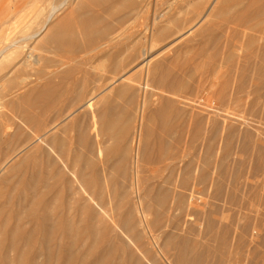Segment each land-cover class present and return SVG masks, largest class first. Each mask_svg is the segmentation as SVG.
Returning <instances> with one entry per match:
<instances>
[{
    "label": "bare ground",
    "instance_id": "bare-ground-1",
    "mask_svg": "<svg viewBox=\"0 0 264 264\" xmlns=\"http://www.w3.org/2000/svg\"><path fill=\"white\" fill-rule=\"evenodd\" d=\"M221 2L222 3L223 2H238L241 5L242 3H240V2H249V3H251V2H264V0H51L50 2H48V5L46 3V5L48 7L46 6V8L41 7V9H38V8L36 10L34 9L33 16L28 18V20L25 22V24L22 25V27L20 28L18 33H16L18 35H16V36L14 35L10 40L5 42L4 45L0 46V141L10 140L11 143L13 142V144H15L16 142H19L22 139L21 137H19V140H18V136H22L23 133H24V135L26 134V136H25L26 138H24V139H22V141H20V142H22L23 145L22 144L20 145V143H18L20 145V146H18V144L16 143L17 144L16 146L11 147V151H12L11 154L8 155L7 157H5L3 161L1 160L2 162H0V184L4 181L8 180L9 178L13 177L14 175H16L17 171L18 172L21 171L24 168V166L27 165V163L29 162L31 157H33V158L39 157L38 158L39 161H37L36 163L34 162L35 163L34 169L32 171V175H31L33 182L27 183V184L25 183V185H27V187L23 184L22 186L26 187V188L23 187L24 189L21 190V192L24 193V195L22 197V194L20 195V192H19L18 195L20 197L17 196L21 199V202L19 203V205L22 208L25 207V209L23 210L24 213L27 214V212H28L27 217L29 218V220H28V222L25 221L26 223H32L33 222L31 220L30 216H32L34 213H36L37 209L42 210V213L40 212L41 213L40 216L38 218H35L36 219V221H34L35 224L32 223L33 224L32 226L35 225L34 228L33 227H32V229L29 228L30 227V225H29L27 228H29L31 230L28 231L26 229V226L24 225L25 226V228H23L24 231H21L23 233L28 232L27 234L25 233L27 235V238L25 237L26 239H24L22 236V238L27 243H29V241H31V239L34 236L33 234L41 235L40 237H39V235L37 236V238L39 237V240L36 241L38 243V246H36V248H37L36 252H34L32 250V247H31V250L35 254V257L32 256V257H34V259L31 258L33 261L31 264H37L38 260L40 261L39 258H41V256H44V255H46V257L49 258L48 262H47L46 261L47 258L45 257V261L47 263H49V261H51V258L53 257L52 255H54L53 254L54 250L58 248L57 246H63V244L65 245L63 248L65 250L64 252L68 254V257L66 254H64V252H62L63 250L60 251L61 254L63 253V255H66L65 256L66 259L67 258L69 259L71 257V260L73 262H75V264H123L122 257H123V255H125V253H126L125 256H127L129 258L130 262L132 261L131 264H155L156 263L155 262L156 260L154 261V259H157V252L158 251L154 252V254L151 253L152 247L149 248L147 246L149 244V241L145 240L146 238L149 237V236H147V233L151 229L153 230V228L150 227L151 223L153 225H155V227H156V225L158 226V224H155V223H157L158 221L160 222V219L162 218L161 217L162 214L163 213L165 214V212L166 213L170 212L169 209H171V207L169 208L168 206H170L172 201L168 205L169 202L167 201V198L168 199L170 198L169 196L172 194V192L174 193V191H175V193H177L176 189L178 190V188H179L180 190H178V191H180V193L178 192L179 194H175V195L173 194L175 196V198H176V195L179 197V195L181 193L184 195L185 194L184 190L188 188L187 185H188L189 181L194 180L195 182H199L200 180H202V178H204L206 173H205L203 167L207 164H205V165H203V164H204V162L207 163L208 158L206 157L207 160H205V161L203 160L204 159L203 158L202 159L203 161H202L200 159V157H199L200 160L195 157L196 159L193 158L191 162L186 160V162L184 164H182L181 162L184 161L185 160L184 158L187 156L186 152L184 154L181 153L182 154L181 159L179 157H176L175 156L176 151L174 150V148L176 146L174 144L175 147L174 148L171 147L169 144L170 142L168 143L169 146L167 143H164V145L163 144L159 145L160 148H156L159 150H155V147L151 143V142H153V141H151L152 139H148V135L146 134V133L150 132V130L153 132V129H150V130L146 129L149 127V125L151 126V123H150L148 125V127H146L147 126L146 125L147 124V118H148L146 113L151 112L152 114L153 113L154 114H159V113L161 114V112L164 113L162 111L164 109V111L167 110L165 112L166 114L170 113V115L173 114L174 116L180 115V117L178 118L179 120H180L182 115L183 116L188 115L190 117V119L192 118L194 121H195V119L199 118V119H197V122H198V120H200V117H198V116H200L201 110H203V109H201L199 107V105L198 106L195 105L196 104L195 102H197V99H195V97H196L195 95L197 94V91L199 92V90L196 87H194L197 89V90L195 89L196 92L194 93V91H195L194 89H192V91L194 90L193 92H189L190 90L188 89L187 86H190L189 83H190L191 79L189 78L190 80H187V81H189V83H188L189 85L186 82H184L181 78L179 79L178 75L176 73L175 74L177 76L174 75L171 68H169L168 65H170V64L168 62H171L173 59H175L174 58V55L176 57L175 52L177 53V51H179L181 48H184L186 45L188 46L189 42L192 43V41H194V40L199 42V41H201L199 39L202 38V40H203V38L205 39V37H208L209 40H213L215 42V38H216V36H218L216 34H218V33L215 34V31H214L215 29H212V27L216 28V26L209 25L207 21H209V18H208L209 15H212V17H213L214 12L215 13L217 12L218 7H219V10H221L220 6H219ZM21 3H22V5L24 4L23 2H21ZM87 4L93 5L92 8L93 7L99 8V10H101V11H97V9L95 10V8L93 10L88 9ZM239 4H238V6H239ZM244 4H247V3H244ZM256 4H258V3H256ZM256 4L254 3V6ZM233 5H236V4L234 3ZM251 5H253V4H251ZM17 6H19V5H16L15 8ZM261 6H263L262 9H264V4H262ZM241 7H242V5H241ZM250 7H253V6H250ZM250 7H249V10L251 11ZM15 8H14L13 12H16L15 10H17V8L16 9ZM255 8H257V7H255ZM246 9L248 10L247 7H246ZM262 9H261V11H263ZM150 10H151V12H150ZM247 10H245V11H247ZM257 10L255 12H257ZM9 12H12V10ZM220 12H224L223 17H224V15H227L229 13V15L227 17H225L226 20L228 21L227 18L230 16V13H231L230 9H229V12L227 10V13H225L226 10H222ZM77 13L79 15V18H78L79 20L77 19V21H76L75 18L78 17ZM73 14H76L77 17H75V15H74L75 18H73L72 17ZM255 14L256 13H254V15ZM262 14H264V11L262 12ZM10 15H12V13ZM217 15H219V13ZM246 15H247V13H246ZM257 15L255 17H257ZM233 16H235V15L233 14ZM236 16L238 17V14ZM251 16L253 17V15H251ZM230 17H232V16H230ZM72 18L75 19L74 20L75 22L72 21L73 20ZM140 18L142 20L138 21V20H140ZM234 18H236V17H234ZM212 20H214V19H212ZM217 20H219V19H217ZM248 20H249V17H248ZM256 20H258V19H256ZM228 23H229V21H228ZM253 23H254V21H253ZM117 25H119V26H117ZM246 27L247 26H245V28ZM262 27L263 26H261V28ZM221 31H222V29H221ZM206 34L209 36H207ZM249 39H250V37H249ZM205 40L207 41V38ZM250 40H249V43H250ZM213 41H211V43H212L211 46L215 45L214 46V48H215L218 43H216L217 41L215 43ZM218 41H219V37H218ZM223 41H224V39H223ZM227 41H226V44H227ZM231 41H233V40H231ZM197 42H194V43L197 44ZM251 43H252V41H251ZM158 44H160L161 46L159 47ZM199 44H200V42H199ZM241 44L242 43H240V45ZM227 45H224V43H223V47L224 46L227 47ZM237 45L239 46V44H237ZM156 46H158L159 48L154 49ZM193 46H195V45H193ZM219 47L221 48V44ZM257 47H259V46L257 45ZM64 49L66 50L67 54H70L72 56L74 54L76 55V53H78V52L79 53L81 52L80 54H83V52H84V54L85 53L86 54L87 53H89V54L93 53V54H91V56H93L94 54H95V56H98L96 54H99V53L103 55L102 56L103 61L99 65H97V64L94 65L92 63V60L89 58V54L87 55L90 62L92 63L91 64L92 66L89 64L91 66L90 68H92V70L97 69V70H99V72H97L96 70L92 71L95 73H94V75H91L90 80H88V82L91 81V83H92V85H90V87H88L89 83H86V81L84 79V81L81 82L82 84H84V86L82 88L79 87L81 89L78 90V88H77V89H73L71 91V89L69 88L70 90L69 89L68 90L71 92L69 93V91H68V96H67V98L69 97L68 99L65 98L66 97L65 96V94H66L65 90L66 89H63L64 87H67L68 85L63 87V85H64V84H62L63 81H59V80L57 81L56 78H62V77H65L67 75L70 77V74L74 68V67L72 68L71 66L74 62L77 64V61L79 60V58L78 59L76 58L77 55L76 56L74 55L75 57L69 58V60L66 59L65 57H59V59L56 58L55 60L50 57L51 54L56 55L59 53V51H62ZM238 49L239 48H237V50ZM211 50H213V49H211ZM188 51H190V50H188ZM229 52H230V50H229ZM231 52L232 53H230V56H228V57L225 54V57H227L226 59L221 58L222 63L232 61L231 58L234 55H231V54H233V53L236 54V53L233 52V50ZM197 53H199V52H196L195 54H197ZM252 53H254V52L252 51ZM214 54H212V55H214ZM188 55H189V53H188ZM245 55L247 56V53H245ZM80 56H82V55H79V57ZM95 56H93V57L95 58ZM241 56H239V57H241ZM82 57H84V59L86 58V56H82ZM82 57H80V60L83 59ZM192 57H194V56H192ZM243 57H244V55H243ZM109 58H111V61L109 62L110 64L105 65L104 62H106L107 60L109 61ZM213 58H215V57L213 56ZM213 58L211 60H213ZM202 59H204V58H202ZM246 59H248V57L243 59V63L245 62L244 60H246ZM250 59H252V58H250ZM80 60L78 61V65H79ZM241 60H242V58H241ZM82 62H83V60H82ZM84 62L87 63L88 61L84 60ZM215 62H217V61H215ZM246 62L247 63H244V65L250 64L249 60H246ZM261 62H263V61H260V63ZM181 63H182L181 65H183V62H181ZM253 63H254V61H253ZM17 64L21 65V67L23 69H26V71L32 70L30 68L33 65L39 64V66H40L42 64L44 70H46V71H44L43 68H41V70H43V71L39 70L40 73L39 72L36 73V76H35V74H33L34 75L33 78H30V80H28L27 82L25 81V78H28V77L24 78L22 76V78L19 79L18 75L20 76L23 74H17L16 75L17 78L19 80H21L22 84L25 81V84L21 85L20 87L15 88L16 84L18 83V80H16L17 81L16 84L15 83L13 84L12 77L14 75L13 74L14 69H16L18 67ZM80 64H81V62H80ZM82 64H81L82 67L81 66L80 67L84 69L83 65H85V64H83V65ZM171 65L175 67L176 63L174 65L173 64H171ZM177 65H176V67H177ZM226 66H225V69H226ZM78 67L79 66H77V68ZM86 67L88 68V66H85V68ZM202 67H204V66H202ZM261 67H262V65H261ZM261 67H259V69ZM27 68H29V69H27ZM35 68H36V66H35ZM180 68H181V66H180ZM218 68H220V67H218ZM229 68H230V66H229ZM250 68H252V67H250ZM19 69H18V71H19ZM80 70L81 69L79 68L78 72ZM86 70H88V69H85V71ZM196 70H197V68H196ZM176 71H177V68H176ZM254 71H256V70H254ZM15 72H17V71H15ZM75 72H73V74H75ZM241 72H242V70H241ZM246 72L247 71H245V73ZM81 73H82V71H81ZM29 74L27 75V73H26L25 76H29ZM255 74L257 75V73H255ZM217 76L218 75H216V79H217ZM31 77H32V72H31ZM230 77H232V75ZM71 78H74V77H71ZM80 80H82V78ZM262 81H263V79H262ZM71 82L72 81H70V83ZM238 82H239V80H238ZM260 82H261V80H260ZM263 83H264V81H263ZM72 84L74 85L75 83H72ZM186 84H187V86H186ZM231 84H233V83H231ZM255 85H253V86H255ZM69 86L71 87V85H69ZM223 87H224V85H223ZM226 87H227V85H226ZM213 88H215V86ZM186 89H188V90L186 91ZM69 94H70V96H69ZM116 94H118V96L119 95L124 96L125 97V103H126V104H123V105H125L124 109H122L123 112H121L122 114H120L118 117L116 115L117 114L116 111L119 110L121 104L119 107H117V105L114 104L115 102L113 103V101H116V100H113L114 99L113 97H115ZM225 94H224V96H225ZM216 95H217V93H216ZM63 96H65L64 101L67 99L66 100L67 103H65L66 105H64L63 104L64 102H62V105L58 107V105L60 104V101L63 99L62 98ZM197 96L199 97L198 94H197ZM244 96H245V94H244ZM124 97H122L123 100H124ZM198 97H196V98H198ZM218 97H215V98H218ZM235 100H238V98ZM57 101L59 102V104L55 108L56 103H58ZM214 101H216V100H214ZM116 104H117V102H116ZM212 104H214V103H212ZM52 105L54 106L55 112L53 111V109L51 110V107H53ZM37 106L38 107L40 106L39 109L41 110V111L40 110H38V111L42 112V115H41V113H39V116L41 115L40 117H42V118L40 119V117L38 116L40 121L38 119H36L37 114L36 113L33 114V112L35 110L34 108L36 107V110H37ZM129 107H131V108H129ZM165 107H166V109H165ZM222 107H223V105H222ZM226 107H227V105H226ZM128 108L131 109L132 112ZM6 109H7L6 112H10L9 114H7L5 112ZM32 109H34V110H32ZM229 109H230V107H229ZM52 111L54 112L53 115H51ZM168 111H170V112H168ZM222 111L224 112V110H222ZM246 112H247V110H246ZM118 113H120V111ZM165 113H164V115H165ZM170 115H168V116H170ZM171 116H170V118H171ZM183 116H182V118H183ZM201 116L203 118L205 115H201ZM214 116H216V115L214 114ZM239 116H241V115H239ZM150 117L148 118V120L150 119ZM89 118H91L93 121L92 122L89 121V124H88V122H86V120ZM202 118H201L202 121L200 120L201 123L203 122V120H205V118L204 119H202ZM185 119H186V116H185ZM192 119H191V123H193ZM250 119H252V118H250ZM256 119H257V117H256ZM228 120H230V119H228ZM244 120H245V118H244ZM164 121H166V119ZM176 121H178V120H176ZM167 122H168V120H167ZM169 123H168V125H169ZM171 123H172V121H171ZM178 123H180V122L178 121ZM95 124H97V125H95ZM165 124L167 126L166 122H165ZM194 124H197V123L194 122ZM199 124L200 123H198V125ZM188 126L186 128H188ZM169 127H171V125H169ZM182 127H184V126H182ZM89 128H95V130H93L95 132H92L93 134H90V131H88ZM173 128H171V129H173ZM198 128H199L198 126L194 128V130H196V132H194V133H197L196 136L200 135V133L198 134V132H197ZM214 128H216V127H214ZM27 129H29V130H27ZM146 130H148V132H146ZM158 130H159V128H158ZM188 130H190V129H188ZM71 131H72V133H70ZM192 133H193V131H192ZM193 134H192V136H193ZM146 135H147V138H145ZM179 135H181V134H179ZM229 135H231V134H229ZM185 136H187V135H185ZM199 137L200 136H198V138H196L195 140L198 139L200 141ZM255 137H256V135H255ZM203 138H204V136H203ZM212 138H210V139H212ZM230 138L232 139V137H230ZM162 139H163V137H162ZM170 139H168V140H170ZM158 140L160 141V139H158ZM165 142H168V141L165 140ZM161 143H162V141H161ZM173 143H174V141H173ZM226 143H228V142H226ZM181 146H182V144H181ZM209 146H213V145L210 144ZM156 147H157V145H156ZM226 147H228V145ZM176 149H178V147H176ZM208 150L209 149L207 148V152H208ZM196 152H198V151H196ZM86 153L87 154L92 153L91 155L96 156L95 157L96 159L92 158V156L89 157L90 155L88 156ZM210 153H212V152H210ZM198 156H200V155L198 154ZM152 157H155V158H153L154 160L156 158L159 160L165 159V160H163V163L166 161V159H168V162H169V163H167V169H169L168 174H169V176L172 175V177H171L172 179L170 178L171 180H169V182L170 183L175 182V185H174V187H171V188L164 187L163 186L164 184L162 185V183H163L162 180H160L162 182L161 186H160V184H157L158 186L156 187L154 192L156 193V196H157V198L155 197V199H156L155 202H156V205L158 206V208L156 210L157 213L155 212V215H156L155 218L151 217L153 219L151 222V219H149L150 216L148 217V215L151 214V211H152L151 206L152 205L147 204V202L145 204V201H143V200L145 198V195H148L146 191L151 192L153 190H152V187L146 189L147 187L143 188L144 186L141 185V182L143 180L141 181L142 178L140 177L141 176L140 173L142 172L140 167H142V165L144 163L143 161L148 162L150 160V158H152ZM176 158H177V160H178V158L180 159L179 162H177L175 160ZM221 159L223 160V158H221ZM221 159H219V160H221ZM172 160H174L176 162H172ZM222 160H221V163H222ZM150 163H151V161H150ZM191 163H192V165H191ZM208 163H210V160L208 161ZM181 164H182V166H181ZM210 164H208V165H210ZM31 165H32V163H31ZM145 165H146V163L144 164V166ZM148 165H151V164H148ZM219 165H220V163H219ZM207 166H205V167H207ZM223 167H226V166H223ZM53 169H55V171ZM155 169H156V166L153 170L155 171ZM207 169H208V167H207ZM224 169H226V168H224ZM210 170H208V171H210ZM159 174H160V172H159ZM209 175L210 174H208V176ZM234 175L235 174H233V176ZM147 176L146 177L144 176L145 177L144 179H146ZM149 176L150 177H148V178L150 179L152 175L149 174ZM169 176L167 175L168 178H169ZM173 176H175L174 180L176 179V181L173 180ZM158 177L156 179H160V177L159 178ZM23 178H25V177H23ZM156 179H154V180H156ZM214 179H215V177H214ZM163 180H165V179H163ZM160 181H158V182H160ZM147 182H148V180H147ZM18 183H21V182H18ZM191 183H193V182H191ZM15 184L19 185V184H17V181L15 182ZM227 184H229V183H227ZM195 186H196V184H194V187ZM16 187H14L15 189L13 188L14 192L19 191L16 189ZM64 187L66 188L65 191L68 194L67 195L68 200L66 201V198H64V200L66 202L65 203L66 207L63 205L65 207L63 210L61 203H60V205H61L60 206L58 201H59V198L62 197V198H60V202L62 201V203H64L63 197L65 195H63L64 193L63 194L61 193V189H63ZM189 187H191V186H189ZM0 188H1V186H0ZM19 188H21V187H19ZM13 189H12V191H13ZM192 189L194 190L196 188L192 187ZM51 190H53L52 193L50 192ZM25 191L27 193L30 192L31 197H29L30 198L29 204H27L25 202L26 195H27V193ZM190 191H191V189H190ZM25 193H26V195H25ZM49 193H51L50 194L51 196H49ZM60 194L63 196H61ZM16 195H15V198H16ZM173 195L171 197L172 199H173ZM12 196L13 195H11V198H12ZM19 198H18V200H20ZM182 198H183V196H182ZM180 199H181V197H180ZM146 200H147V198H146ZM223 200H224V198H223ZM254 200H256V199H254ZM152 201H153V199H152ZM195 201H196V198H195L194 202ZM11 202H9V204H11ZM18 202H17V204H18ZM155 202L153 204H155ZM176 202L177 201H175V204H176ZM179 202H182V201H179ZM184 202H185V200H184ZM51 203H52V206H51ZM175 204H173V205H175ZM184 204H186V203H184ZM193 204L194 205L198 204V202L193 203ZM193 204H192V206H193ZM19 205L16 207H20ZM178 206L181 207L180 205H178ZM61 207H62V209H60ZM184 207H185V205H184ZM196 207H198V206H196ZM180 209H179V211H180ZM184 210H186V209H184ZM23 211L21 209L20 212H22V213L17 211V214L20 213L18 215H22ZM179 211H178V213H180ZM160 212H163V213L159 217H157L158 213H160ZM201 212H202V210H201ZM84 214H86L87 216H85ZM117 214H119V216ZM164 214H163V217H164ZM18 215H17V217H21V218L16 217L17 219H19L17 221L21 222L22 216H23V219H25L24 218L25 214L22 216H18ZM166 215L167 214H165V216ZM186 215H187V213H186ZM34 216H36V215L34 214ZM88 216L90 218L91 223L86 222L87 220L85 218ZM173 217H174V215H173ZM205 218H208V217L205 216ZM208 220H212V219H208ZM11 222H13V221H11ZM22 222H24V221H22ZM161 222H162V220H161ZM171 222H172V220H171ZM160 223H159V225H160ZM206 223H208V222H206ZM222 223H223V221H222ZM9 224H10V222H9ZM14 224H16V223H14ZM175 224H176V222H175ZM194 224L196 225V223H194ZM17 225L19 226V223ZM213 225L211 226L212 229H213ZM10 226H12V224H10ZM13 226H15V225H13ZM18 226H17L16 230L13 231L15 234L20 232L21 227H18ZM22 226H23V224H22ZM102 226H104V227H102ZM215 226H217V225L215 224ZM36 227H39V228H36ZM177 227H178V225H177ZM157 228L159 229L160 227H157ZM208 228L209 227H207V230H208ZM5 229H9V228L5 227ZM37 229H39V233H36V232H38V231H36ZM163 230H165V229H163ZM154 231H155V229H154ZM212 232H211V234H213L215 231L213 233ZM216 232H217V229H216ZM155 233H153V235ZM25 234H23V235H25ZM157 234H158V232H157ZM164 234H166V233H164ZM217 234H219V233H217ZM10 235L12 236L13 234L11 233ZM174 235H175V233H174ZM34 237H36V236H34ZM188 237H190V236H188ZM215 237H217V236L215 235ZM115 238H116V241H117V239L119 241V242L117 241V243H120V245H121L120 246L121 248L120 247H119L120 249L118 248L119 249L118 252H120V250H122V252H121L122 257H120L118 260H116V258L119 256L118 255L115 256V253H116L115 251L117 250V249L115 250V247L117 246L114 243V242H116L114 240ZM238 238H240V237H238ZM101 239H104L103 244L101 243L102 242ZM162 239H163V241L166 240L165 238H162ZM167 239H169V238L167 237ZM193 239H195V238H193ZM35 240H36V238H35ZM153 240H154V238H153ZM64 241H66L67 243L65 244ZM186 241H187V243H186ZM186 241L181 243L180 245H178V247L176 249V251H177L176 257H177V262H178L177 264H203V263H205V258L207 257L206 252L208 250L206 248H205L207 250L206 252H202L204 250H202L201 252H199L198 249L194 250L193 248L195 246L198 247L195 244L196 242L194 243L195 244L194 245L192 242H191L192 244L191 243L189 244L188 243L189 241L188 240H186ZM197 241H199V240H197ZM27 243L25 246L28 247ZM98 243H101L102 245H100ZM213 243H214V241H213ZM1 244H3V243H1ZM30 244H32V243H30ZM155 244L157 245V243H155ZM158 244L160 245V242H158ZM197 244H198V242H197ZM33 245H35V243H33ZM174 247H176V246H174ZM1 248H2V246H1ZM146 248L150 249L149 253L153 254V257L152 256L149 257L147 255L149 253H147L148 249H146ZM16 249L20 250V247H19V249L15 248L14 251ZM61 249H62V247H61ZM158 249H159V247H158ZM211 249H212V247H211ZM159 250H161V249H159ZM237 250H239V248H237ZM30 251H28V254ZM57 251H59V250H57ZM153 251H154V249H153ZM24 252H26V251H24ZM159 252H161V251H159ZM19 253L21 254L22 252H19ZM55 253H56V251H55ZM228 253H227V256H228ZM252 253H253V251H252ZM3 254H4V252L0 253L1 256H3ZM28 254L26 252V255H28ZM245 254H247V252ZM5 256H7V255L4 254L3 258H5ZM168 256H169V254H168ZM208 256H209V254H208ZM6 258H5L4 263L9 261L8 260L9 258H7V259ZM123 258H126V257H123ZM128 258L126 260H128ZM14 259H13V261L11 259L10 260L14 264H16L15 263L16 259L15 260ZM66 259H65V261H66ZM65 261H64V263H66ZM13 263H11V264H13ZM26 263H29V262L27 261ZM42 263H43V261H42ZM42 263L40 261V264H42ZM38 264H39V262H38ZM54 264H56V263H54ZM124 264H129V262L127 263V261H126V263H124Z\"/></svg>",
    "mask_w": 264,
    "mask_h": 264
},
{
    "label": "rangeland",
    "instance_id": "rangeland-1",
    "mask_svg": "<svg viewBox=\"0 0 264 264\" xmlns=\"http://www.w3.org/2000/svg\"><path fill=\"white\" fill-rule=\"evenodd\" d=\"M51 0H21L20 2H17V10H15L16 12H10L9 13V16H7L8 19H5V22L3 20L2 22V25L5 24V23H8L5 27L2 26V29L0 28V46L4 45L5 42H7L8 40H10L14 35H18L16 33H18V31L20 30V28L22 27V25L25 24V22L28 20V18L32 17L33 16V11L34 9L36 10L37 8L38 9H41V7H45L48 5V2H50ZM23 2L24 4L22 5ZM47 3V5H46ZM229 3V4H228ZM236 4V5H233V4ZM238 2H221L220 3V9L219 10V7H218V10H217V14L219 13V15H217L215 12H214V15L212 17V15H209V21L208 24L209 25H214L216 26L215 27H212V29H215V34L218 35L216 36L215 38V42L218 43L217 44V48L214 46H211V41L213 40H209L208 37H205V39L207 38V41L203 38L199 39L201 41L200 44L199 42H197L196 40L189 42L188 43V46L186 45L184 48H181L179 51H177V53L175 52L176 54V57L174 55V58L171 62H168L170 65L169 68H171V70L173 71L174 75H178L179 79L181 78L184 82H186L187 84L189 83V81L187 80H190V86H186L188 87V89L190 90L189 92H193L196 88L199 90V92L197 91V94L199 95V97L197 96V94L195 95V99H197V102H195L196 104L195 105H199V107L203 110H201V113H200V120L202 118L201 115H205L202 119L205 118V120H203V122L201 123L200 120H198L197 122V119H195V121L193 120V123H191V119L188 115H185L186 116V119H185V116H181L180 120L178 119L180 117V115H176L174 116L173 114L170 115V113L166 114L165 112L167 111H164V109L162 110L164 113L161 112V114H152L151 112H147L146 115L148 116V118L150 117V119L148 120L147 118V126L151 123V126L149 125L148 128L146 129H153V132L150 130V132H148V130H146V133L148 135V139H152L151 142L153 144V146L155 147V150H159V149H156V148H160L159 145H164V143H169L171 147H178V149H176V147L174 148V150L176 151V157H179L180 159L182 158V154H184L186 152L187 156L184 158L185 160L182 161L181 163L184 164L187 161L191 162L193 158H197L205 161L207 160V163L204 162L203 165L205 164H210V165H205L208 167H203L204 168V171L205 173V176L204 178H202V180H200L199 182H195L194 180H191L188 182V185H187V189L184 190L185 194L183 195L182 193L179 195V197L176 195V198H175V194H179L180 190L178 188V190L176 189V192L174 191V193L172 192V194L169 196L170 198L168 199L167 198V201L169 202L168 205L170 204V206H168L169 208L171 207L170 212H165V214H167L165 216V214L163 212H160L158 213L157 217H159L162 213L164 214V217H163V214H162V218L160 219V222L162 220V224L158 221L157 223H154L155 224H158V226L156 225H153L151 223V228H153V230L151 229L148 233H147V236H149L148 238H146L145 240H148L149 241V244L147 245L149 248L152 249V252L154 254V252H157V259H154V261L156 262L155 264H177V247L178 245H180L181 243L185 242L186 240H188L189 244L192 242L193 244L195 243L198 247H194L193 249L194 250H197L199 252H206L207 253V257L205 258V263L203 264H264V14H262V12L264 11L263 6H261L262 4H264V2H240L242 3V7L241 5L237 4ZM244 3H247V4H244ZM254 3H258L254 6ZM21 4V5H20ZM229 6H227V5ZM253 4V5H251ZM261 4V5H260ZM88 5V9H94L95 7L92 8L93 5H90V4H87ZM224 5V6H223ZM258 5V6H257ZM234 6V7H233ZM244 6V7H243ZM250 6H253V7H250ZM40 7V8H39ZM48 7V6H47ZM231 7V8H230ZM246 7L248 8L249 10V7L251 9V11L247 10ZM257 7V8H255ZM259 7V8H258ZM15 8V7H14ZM15 8V9H16ZM226 8V9H225ZM253 8V9H252ZM97 9V11H101L99 10V8H95V10ZM229 9L231 11L230 13V16L232 17H228V21L226 20L225 17H227L229 15V13L227 15H224L223 17V13L224 12H220L222 10H226L225 13H227V10L229 12ZM233 9V10H232ZM247 11H245V10ZM258 9V10H257ZM261 9L263 11H261ZM236 12H235V11ZM257 10V12H255ZM219 11V12H218ZM245 11V12H244ZM151 12V10H150ZM233 12V13H232ZM256 13L254 15V13ZM12 13V15H10ZM238 14V17L236 16ZM240 13V14H239ZM247 15L245 16L244 14ZM249 13V14H248ZM263 15H261V14ZM232 14V15H231ZM233 14L235 16H233ZM258 14V15H257ZM77 17L76 14H73L72 17ZM221 15V16H220ZM241 17H240V16ZM253 15V17L251 16ZM257 15V17H255ZM260 15V16H259ZM236 17V18H234ZM248 17H249V20H248ZM262 19H260V18ZM72 18V19H73ZM79 18V15L76 19ZM142 18V17H141ZM140 18V20L138 21H141L142 19ZM71 19V20H72ZM73 19L72 21L75 22ZM144 19V18H143ZM214 19V20H212ZM216 19V20H215ZM219 19V20H217ZM258 19V20H256ZM79 20V19H78ZM222 20V21H221ZM224 20V21H223ZM221 21V22H220ZM254 21V23H253ZM258 21V22H257ZM261 23H260V22ZM218 22V23H217ZM1 23V22H0ZM28 23V22H27ZM139 23V22H138ZM213 23V24H212ZM118 24V23H117ZM219 24V25H218ZM222 24V25H221ZM224 25V26H223ZM258 25V26H257ZM260 25V26H259ZM119 26V25H117ZM219 26V27H218ZM229 26V27H228ZM232 26V27H231ZM245 26H247L245 28ZM261 26H263L261 28ZM1 27V25H0ZM218 28V29H217ZM222 29V31H221ZM253 29V30H252ZM219 30V31H218ZM260 30V31H259ZM262 30V31H261ZM218 31V32H217ZM249 31V32H248ZM255 31V32H254ZM247 32V33H246ZM225 33V34H224ZM246 33V34H245ZM254 33V34H253ZM258 33V34H257ZM208 34V33H207ZM206 34V35H207ZM224 37H222V36ZM209 36V35H207ZM228 36V37H227ZM260 36V37H259ZM218 37H219V41H218ZM250 37V39H249ZM252 37V38H251ZM221 39V40H220ZM224 39V41H223ZM258 39V40H257ZM228 40V41H227ZM233 40V41H231ZM248 40V41H247ZM249 40H250V43H249ZM203 41V42H202ZM226 41H227V44H226ZM252 41V43H251ZM194 42H197L194 43ZM205 42V43H204ZM214 42V41H213ZM214 42V43H215ZM220 42V43H219ZM247 42V43H246ZM255 42V43H254ZM261 42V43H260ZM223 43L224 45H227L223 47ZM231 43V44H230ZM240 43H242L240 45ZM245 43V44H244ZM258 43V44H257ZM199 44V45H198ZM221 44V48L219 47ZM235 44V45H234ZM239 44V46L237 45ZM195 45V46H193ZM254 45V46H253ZM257 45L259 47H257ZM158 46L160 47L161 45L158 44ZM156 46L154 49H158L159 47ZM204 46V47H203ZM230 46V47H229ZM238 46V47H237ZM242 46V47H241ZM248 48H247V47ZM206 47V48H205ZM209 47V48H208ZM212 47V48H211ZM233 47V48H232ZM186 48V49H185ZM237 48H239L237 50ZM247 48V49H246ZM213 49V50H211ZM233 50V52H235L236 54H231V55H234L232 56L231 60L232 61H229V62H221L222 59H226L228 56H230V53H232L231 51ZM190 50V51H188ZM196 50V51H195ZM230 50V52H229ZM235 50V51H234ZM245 50V51H244ZM257 50V51H256ZM64 51V52H63ZM214 51V52H213ZM252 51L254 53H252ZM196 52H199L197 54H195ZM213 52V53H212ZM217 52V53H216ZM58 53V52H57ZM79 53V52H78ZM76 53V58L80 60V57L82 56H86V58L84 59V57H82L81 59L83 60H80L81 64H85L83 65L84 66V69L81 68V64L79 62V65H78V61H77V64L74 62L72 64V72L70 74V77L67 75L65 77H62V78H56V80L58 81H63L62 84L63 87L64 86H67V87H64L63 89H66L65 90V96H63L62 100L60 101V104L59 102L56 103L55 105V108L62 105V102H64L63 104L66 105L65 103L66 100L69 98H67L68 96V91L71 89V91L73 89H81L84 84H82L81 82L86 81V83H89L88 84V87H90V85H92L91 81L88 82V80H90V76L91 75H94L95 72H92V68H90L92 65V63L94 65H99L102 63V54H96L98 56H95V54L93 56H95V58L93 56H91V54L89 53H85L83 52V54H78ZM189 53V55H188ZM215 53V54H214ZM245 53H247V56L245 55ZM65 54V55H64ZM89 54V58L92 60V63L90 62L89 58H88V55ZM202 54V55H201ZM211 54V55H210ZM214 54V55H212ZM217 54V55H216ZM225 54L227 57H225ZM228 54V55H227ZM240 54V55H239ZM50 55V54H49ZM62 55V56H61ZM72 56L70 54H67L66 53V50H62V51H59L58 54H51L50 57L52 59H59V57H65L66 59L69 60V58L71 57H75V56ZM79 55H82L79 57ZM101 57H100V56ZM178 55V56H177ZM194 57H192V56ZM200 55V56H199ZM222 55V56H221ZM242 55V56H241ZM244 55V57H243ZM250 57H249V56ZM58 56V57H57ZM91 56V57H90ZM213 56L215 58H213ZM225 58H224V57ZM241 56V57H239ZM256 56V57H255ZM99 57V58H98ZM192 59H191V58ZM218 57V58H217ZM235 57V58H234ZM246 57H248V59L246 60H249V63L251 64H246L244 65V63H247L246 60H244L245 62L243 63V59H245ZM181 60H180V59ZM183 58V59H182ZM204 58V59H202ZM210 58V59H209ZM213 58V60H211ZM222 58V59H221ZM242 58V60H241ZM252 58V59H250ZM106 59V58H105ZM201 59V60H200ZM237 59V60H236ZM256 59V60H255ZM259 59V60H258ZM85 61H88L87 63L84 62ZM198 60V61H197ZM111 61V58H109V61L107 60L105 63V65H109ZM217 61V62H215ZM236 61V62H235ZM242 61V62H241ZM254 61V63H253ZM257 61V62H256ZM260 61H263L260 63ZM183 62V65H181ZM192 62V63H191ZM201 62V63H200ZM175 67L172 66L171 64H175ZM205 63V64H204ZM220 65H219V64ZM233 63V64H232ZM91 66H90V65ZM227 66H226V65ZM243 64V65H242ZM256 66H255V65ZM259 66H258V65ZM74 65V66H73ZM76 65V66H75ZM193 65V66H192ZM196 67H195V66ZM262 65V67H261ZM17 66L21 69H19L18 67L16 69H14V75L12 77V81H13V84L15 83L16 84V80H18V83L16 84V87H20L21 85L25 84V81L27 82L28 80H30V78H33V74H35L36 76V73L40 71H43L44 68L42 66V64L39 66V64H36V65H33L30 69L32 70H28L26 71V69H23L21 67V65H18ZM36 66V68H35ZM39 66V67H38ZM77 66H79L77 68ZM81 66V67H80ZM85 66H88V68ZM172 66V67H171ZM181 66V68H180ZM204 66V67H202ZM225 66H226V69H225ZM230 66V68H229ZM233 66V67H232ZM237 66V67H236ZM252 68H250V67ZM174 67V68H173ZM220 67V68H218ZM244 69H243V68ZM259 67H261L259 69ZM27 68V69H29ZM39 68V69H38ZM41 68H43V70H41ZM81 69L79 72H78V69ZM90 68V69H89ZM176 68H177V71H176ZM179 68V69H178ZM186 68V69H185ZM197 68V70H196ZM256 68V69H255ZM19 69V71H18ZM38 69V70H37ZM49 69V68H48ZM47 69V70H48ZM77 69V70H76ZM85 69H88L85 71ZM181 69V70H180ZM219 69V70H218ZM239 69V70H238ZM248 69V70H247ZM259 69V70H258ZM25 70V71H24ZM97 72H99V70L95 69ZM94 70V71H95ZM186 70V71H185ZM194 70V71H193ZM196 70V71H195ZM203 70V71H202ZM219 72H218V71ZM242 70V72H241ZM244 70V71H243ZM252 70V71H251ZM256 70V71H254ZM17 71V72H15ZM46 71V70H44ZM76 71V72H75ZM82 71V73H81ZM88 71V72H87ZM179 71V72H178ZM184 71V72H183ZM223 71V72H222ZM245 71H247L245 73ZM259 71V72H258ZM31 72H32V77H31ZM73 72H75V74H73ZM85 72V73H84ZM229 72V73H228ZM238 72V73H237ZM240 72V73H239ZM27 73V75L29 74V76H25V74ZM40 73V72H39ZM90 73V74H89ZM176 73V74H175ZM201 73V74H200ZM232 73V74H231ZM243 73V74H242ZM250 73V74H249ZM257 73V75L255 74ZM259 73V74H258ZM17 74H23V75H18L19 79L22 78V76L25 78V77H28V78H25V81L24 83L22 84L21 80H19L17 78ZM79 74V75H78ZM87 76H86V75ZM184 74V75H183ZM187 74V75H186ZM262 74V75H261ZM73 75V76H72ZM176 75V76H177ZM181 75V76H180ZM216 75L217 76V79H216ZM228 75V76H227ZM232 75V77H230ZM260 75V76H259ZM76 76V77H75ZM82 76V77H81ZM84 76V77H83ZM188 76V77H187ZM246 76V77H245ZM255 76V77H254ZM263 76V77H262ZM71 77H74V78H71ZM187 77V78H186ZM215 77V78H214ZM250 77V78H249ZM254 77V78H253ZM259 77V78H258ZM17 78V79H16ZM77 80H76V79ZM82 78V80H80ZM190 78V79H189ZM223 78V79H222ZM226 78V79H225ZM237 78V79H236ZM243 78V79H242ZM257 78V79H256ZM263 81H262V79ZM71 79V80H70ZM219 79V80H218ZM231 79V80H230ZM249 79V80H248ZM72 81L70 83V81ZM79 80V81H78ZM196 80V81H195ZM215 80V81H214ZM239 80V82H238ZM242 82H241V81ZM261 80V82H260ZM228 81V82H227ZM78 82V83H77ZM244 82V83H243ZM72 83H75L74 85ZM230 83V84H229ZM233 83V84H231ZM241 83V84H240ZM251 83V84H250ZM257 83V84H256ZM261 83V84H260ZM12 84V85H13ZM188 84V85H189ZM192 84V85H191ZM196 86H195V85ZM246 84V85H245ZM256 84V85H255ZM71 85V87L69 86ZM73 85V86H72ZM76 85V86H75ZM211 85V86H210ZM215 88H213L214 86ZM224 85V87H223ZM227 85V87H226ZM229 85V86H228ZM251 85V86H250ZM255 85V86H253ZM15 86V85H14ZM237 86V87H236ZM245 86V87H244ZM76 87V88H75ZM81 87V88H79ZM196 87V88H194ZM226 87V88H225ZM231 87V88H230ZM246 89H244V88ZM70 88V89H69ZM9 89V88H8ZM69 89V90H68ZM186 89V91L188 90ZM192 89H194L192 91ZM196 89V90H197ZM235 89V90H234ZM196 90L194 91V93L196 92ZM223 90V91H222ZM262 90V91H261ZM69 91V93L71 92ZM214 91V92H213ZM217 95H216V93ZM239 92V93H238ZM249 92V93H248ZM226 93V94H225ZM257 93V94H256ZM225 94V96H224ZM245 94V96H244ZM263 94V95H262ZM207 95V96H206ZM221 95V96H220ZM229 95V96H228ZM70 96V94H69ZM117 96V97H116ZM219 96V97H218ZM238 96V97H237ZM67 98L65 101L64 99ZM120 99H119V98ZM122 97L124 96H121L118 94L115 95V97H113L112 99L113 100H116V101H113V103L115 105H117V107L120 106L119 110L116 111V115L117 117L122 114L121 112L122 109H124V106L123 104H126L125 103V97H124V100L122 99ZM211 97V98H210ZM215 97H218V98H215ZM240 97V98H239ZM256 97V98H255ZM118 98V99H117ZM222 98V99H221ZM230 98V99H229ZM238 100H235L237 99ZM225 99V100H224ZM259 99V100H258ZM119 100V101H118ZM216 100V101H214ZM228 101V102H227ZM117 102V104H116ZM124 102V103H123ZM241 104H240V103ZM23 103V102H22ZM209 103V104H208ZM214 103V104H212ZM243 103V104H242ZM230 106H229V105ZM233 106H232V105ZM255 104V105H254ZM258 104V105H257ZM23 105V104H22ZM54 105V104H53ZM52 105V106H53ZM214 105V106H213ZM223 105V107H222ZM227 105V107H226ZM239 105V106H238ZM212 108H211V107ZM254 106V107H253ZM40 107V106H39ZM39 107L37 106V110H36V107L32 110H34L33 114L36 113L35 116L36 119H38L40 121V119L42 117H40L42 115V112H39L38 110ZM198 107V108H199ZM207 107V108H206ZM214 107V108H213ZM218 107V108H217ZM221 107V108H220ZM225 107V108H224ZM230 107V109H229ZM232 107V108H231ZM235 107V108H234ZM131 108V107H129ZM128 108V109H129ZM223 108V109H222ZM228 108V109H227ZM241 108V109H240ZM244 108V109H243ZM8 109V108H7ZM7 109L5 110V112L7 111ZM53 109L54 111V106L51 107V110ZM127 109V110H128ZM166 109V107H165ZM234 109V110H233ZM262 109V110H261ZM9 110V109H8ZM131 111V109H129ZM128 110V111H129ZM221 110V111H220ZM224 110V112L222 111ZM247 110V112H246ZM261 110V111H260ZM10 111V110H9ZM36 111V112H35ZM38 111V112H37ZM41 111V110H40ZM51 112V115L54 114V112ZM120 111V113H118ZM129 111V112H130ZM204 111V112H203ZM229 111V112H228ZM233 111V112H232ZM132 112V111H131ZM170 112V111H168ZM210 112V113H209ZM220 112V113H219ZM256 112V113H255ZM263 112V113H262ZM7 114H9L10 112H6ZM39 113H41V115L39 116ZM151 113V114H150ZM203 113V114H202ZM207 113V114H206ZM212 113V114H211ZM224 113V114H223ZM237 113V114H236ZM254 113V114H253ZM261 113V114H260ZM211 116H210V115ZM214 114L216 116H214ZM236 114V115H235ZM115 115V116H116ZM164 115V116H163ZM170 115V116H168ZM219 115V116H218ZM223 115V116H222ZM226 115V116H225ZM233 115V116H232ZM241 115V116H239ZM263 115V116H262ZM40 119H39V117ZM153 116V117H152ZM157 116V117H156ZM188 116V117H187ZM210 116V117H209ZM225 116V117H224ZM239 116V117H238ZM166 121H164L165 119ZM176 117V118H175ZM209 117V118H208ZM217 117V118H216ZM238 117V118H237ZM254 117V118H253ZM257 117V119H256ZM155 118V119H154ZM160 118V119H159ZM173 118V119H172ZM222 118V119H221ZM230 120H228V119ZM243 118V119H242ZM245 118V120H244ZM252 118V119H250ZM90 119V120H89ZM86 120V122H88L89 124V121L92 122L93 120L91 118H89ZM162 119V120H161ZM172 119V120H171ZM178 120L180 123H178ZM190 119V120H189ZM210 119V120H209ZM225 119V120H224ZM168 120V122H167ZM170 120V121H169ZM187 120V121H186ZM227 120V121H226ZM172 121V123H171ZM183 123H182V122ZM190 121V122H189ZM153 122V123H152ZM165 122L167 123V126L165 124ZM170 122V123H169ZM175 122V123H174ZM177 122V123H176ZM197 123V124H194ZM214 122V123H213ZM224 122V123H223ZM235 122V123H234ZM171 125V127H169V125ZM188 123V124H187ZM198 123H200L198 125ZM221 123V124H220ZM228 123V124H227ZM232 123V124H231ZM87 124V123H86ZM92 124V123H91ZM155 126H154V125ZM175 124V125H174ZM179 126H178V125ZM184 124V125H183ZM263 124V125H262ZM97 125V124H95ZM165 125V126H164ZM173 125V126H172ZM181 125V126H180ZM189 125V126H188ZM194 125V126H193ZM196 125V126H195ZM205 125V126H204ZM218 125V126H217ZM184 126V127H182ZM188 126V128H186ZM199 127L198 128V134L200 133V136L199 139L200 141L197 139L195 140L196 138H198V136H196L197 133H194L196 132V130H194L195 127ZM240 126V127H239ZM246 126V127H245ZM163 127V128H162ZM167 127V128H166ZM174 127V128H173ZM179 127V128H178ZM181 127V128H180ZM201 127V128H200ZM216 127V128H214ZM228 127V128H227ZM159 128V130H158ZM173 128V129H171ZM219 128V129H218ZM237 128V129H236ZM248 128V129H247ZM171 129V130H170ZM179 129V130H178ZM185 129V130H184ZM190 129V130H188ZM197 129V128H196ZM208 129V130H207ZM212 129V130H211ZM222 129V130H221ZM29 130V129H27ZM95 130V128H89L88 131H90V134H93L92 132H95L93 131ZM163 130V131H162ZM188 130V131H187ZM201 130V131H200ZM158 131V132H157ZM193 131V133H192ZM200 131V132H199ZM213 131V132H212ZM234 131V132H233ZM261 131V132H260ZM152 132V133H151ZM160 132V133H159ZM219 132V133H218ZM229 132V133H228ZM243 132V133H242ZM72 133V131L70 132ZM74 133V132H73ZM162 133V134H161ZM216 133V134H215ZM242 133V134H241ZM261 133V134H260ZM152 136H151V135ZM159 136H157V135ZM172 134V135H171ZM177 134V135H176ZM181 134V135H179ZM193 134V136H192ZM213 134V135H212ZM219 134V135H218ZM231 134V135H229ZM147 135L145 138H147ZM187 135V136H185ZM195 135V136H194ZM239 135V136H238ZM248 135V136H247ZM256 135V137H255ZM26 134L24 135V133L22 134V136H18V140H19V137H21L22 139L26 138L25 137ZM163 139H162V137ZM173 136V137H172ZM176 136V137H175ZM179 136V137H178ZM204 136V138H203ZM250 136V137H249ZM153 137V138H152ZM166 137V138H165ZM213 137V138H212ZM232 137V139L230 138ZM20 138V139H21ZM160 139V141L158 139ZM171 138V139H170ZM212 138V139H210ZM22 139L20 141H22ZM154 139V140H153ZM170 139V140H168ZM235 141H234V140ZM168 141V142H165ZM172 140V141H171ZM195 140V141H194ZM211 140V141H210ZM213 140V141H212ZM231 140V141H230ZM238 140V141H237ZM16 142L17 144L20 143V145L22 144V142ZM158 141V142H157ZM162 141V143H161ZM174 141V143H173ZM256 141V142H255ZM24 142V141H23ZM195 142V143H194ZM220 142V143H219ZM228 142V143H226ZM13 144V142L11 143L10 140H5V141H0V162H2L4 160L5 157H7L8 155L11 154V147H14L16 146L17 144ZM25 143V142H24ZM161 143V144H160ZM189 143V144H188ZM197 143V144H196ZM209 143V144H208ZM213 143V144H212ZM217 143V144H216ZM168 144V146H169ZM175 144V146H174ZM182 144V146H181ZM213 145V146H209V145ZM18 144V146H20ZM23 145V144H22ZM157 145V147H156ZM178 145V146H177ZM208 145V146H207ZM216 145V146H215ZM219 145V146H218ZM225 145V146H224ZM228 145V147H226ZM166 146V145H165ZM182 148H181V147ZM184 146V147H183ZM188 146V147H187ZM218 146V147H217ZM210 147V148H209ZM213 147V148H212ZM247 147V148H246ZM186 148V149H185ZM188 148V149H187ZM207 148L209 149L208 152H207ZM227 148V149H226ZM241 149V150H240ZM184 150V151H183ZM198 152H196V151ZM211 150V151H210ZM217 150V151H216ZM180 153H179V152ZM234 151V152H233ZM87 152V151H86ZM196 152V153H195ZM212 152V153H210ZM227 152V153H226ZM229 152V153H228ZM231 152V153H230ZM88 153V152H87ZM86 153V154H87ZM182 153V154H181ZM222 153V154H221ZM92 153L90 154H87L89 157L92 156V158H95L96 156L94 155H91ZM178 154V155H177ZM180 154V155H179ZM193 154V155H192ZM198 154L200 156H198ZM209 154V155H208ZM217 154V155H216ZM252 154V155H251ZM36 155V154H35ZM38 155V154H37ZM170 155V154H169ZM195 155V156H194ZM227 155V156H226ZM34 156V155H33ZM202 156V157H201ZM205 156V157H204ZM239 156V157H238ZM156 157V156H155ZM155 157H152L150 158V160L148 162L146 161H143V165L141 168V185L144 186L143 188H151L152 187V190L153 191H146L148 195H145V198L143 201H145V204L147 202V204H150L152 205L151 206V214L148 215L149 219H151V222H152V218H155V212L158 208V206L156 205V202H155V197L157 198L156 196V193L154 192L156 187L158 186L157 184H160L161 186V183L164 187H167V188H171V187H174L175 185V182L173 183H170L169 180H171L172 178V175L169 176V169H167V163L168 162V159H166V161L163 163V160L165 159H153ZM207 157V158H206ZM262 157V158H261ZM37 159L39 157H36ZM36 158H33L31 157L29 162L27 163V165L24 166V168L21 170V171H17L16 175H14L13 177L9 178L8 180L2 182L0 184L1 188H0V253L1 252H4V254H6L7 256H5V258H9L8 262L4 263L5 262V258H3V256L0 255V264H11L13 263V259L15 258L16 259V264H31L33 261L32 259H34L35 257V254L34 252H36L37 248L36 246H38V243L36 242L37 240H39V237L41 235L39 234H33V238L31 239V241H29V243H27L24 239L27 238V233L28 232H21V231H24L23 228H25L26 226V229L29 231L32 229V227L34 228V226H32L33 224H35L34 221H36L35 218H38L40 216V214L42 213V210L40 209H37L36 210V213H34L36 216H34V214L32 216H30L31 220L33 221L32 223H26L28 222L29 218L27 217L28 215V212L27 214L24 213V209L25 207H21L19 205V203L21 202V199L19 198L20 196L18 195L19 192H20V195L22 194V197L24 195V193L21 192L22 189L26 188L27 185H25V183H32L33 182V179L31 177L32 175V171L34 169V164L39 161V159L37 160ZM177 160V158L175 159L177 162H179V159ZM195 158V159H196ZM223 158V160L221 159ZM226 158V159H225ZM258 158V159H257ZM96 159V158H95ZM152 159V160H151ZM199 159V160H200ZM221 159L222 160V163H221ZM225 159V160H224ZM2 160V161H1ZM148 160V159H147ZM154 160V161H153ZM202 160V161H203ZM210 160V163H208V161ZM151 161V163H150ZM174 160H172V162H176ZM35 162V163H34ZM158 164H157V163ZM32 163V165H31ZM146 163V165L144 166V164ZM154 163V164H153ZM220 163V165H219ZM148 164H151V165H148ZM181 164V166H182ZM156 166V169L155 171L153 170ZM158 165V166H157ZM166 165V166H165ZM192 165V163H191ZM29 166V167H28ZM31 166V167H30ZM165 166V167H164ZM223 166H226V167H223ZM148 167V168H147ZM214 167V168H213ZM219 167V168H218ZM152 168V169H151ZM226 168V169H224ZM229 168V169H228ZM143 169V170H142ZM165 169V170H164ZM211 169V170H210ZM228 169V170H227ZM29 170V171H28ZM55 171V169H53ZM149 172H148V171ZM160 170V171H159ZM210 170V171H208ZM223 170V171H222ZM225 170V171H224ZM213 173H212V172ZM235 171V172H234ZM145 172V173H144ZM151 172V173H150ZM158 172V173H157ZM160 172V174H159ZM164 172V173H163ZM215 173V174H214ZM230 173V174H229ZM151 176V178L149 179L148 177ZM158 174V175H157ZM208 174H210L208 176ZM233 174H235L233 176ZM249 174V175H248ZM25 175V176H24ZM148 175V176H147ZM161 175V176H160ZM167 175L169 176V178L167 177ZM212 175V176H211ZM19 176V177H18ZM147 176L146 179H144L145 177ZM160 177V179H156L157 177ZM230 176V177H229ZM247 176V177H246ZM25 177V178H23ZM158 177V178H159ZM215 177V179H214ZM171 178V179H170ZM175 176H173V180H174ZM178 178V177H177ZM241 178V179H240ZM23 179V180H22ZM156 179V180H154ZM165 179V180H163ZM205 179V180H204ZM21 180V181H20ZM146 180V181H145ZM148 180V182H147ZM150 180V181H149ZM162 180V182L160 181ZM172 180V181H173ZM212 180V181H211ZM239 180V181H238ZM243 180V181H242ZM17 181V184L19 185H16L15 182ZM23 181V182H22ZM160 181V182H158ZM167 181V182H166ZM176 181V179L174 180ZM250 181V182H249ZM259 181V182H258ZM18 182H21V183H18ZM144 182V183H143ZM150 182V183H149ZM153 182V183H152ZM158 182V183H157ZM169 182V183H168ZM193 182V183H191ZM195 182V183H194ZM213 182V183H212ZM210 183V184H209ZM229 183V184H227ZM17 186H15V185ZM25 185V186H22V185ZM148 186H147V185ZM194 184H196V186L194 187ZM218 184V185H217ZM173 185V186H172ZM245 185V186H244ZM191 186V187H189ZM9 187V188H8ZM14 187H16L17 190L19 191H16L14 192ZM21 187V188H19ZM24 187V188H23ZM193 188H196V189H192ZM249 187V188H248ZM14 188V189H13ZM244 188V189H243ZM13 189V191H12ZM191 189V191H190ZM9 190V191H8ZM66 188L64 187L63 189H61V193L63 195H65L63 197V202L62 201L60 202V197L59 198V205L61 203L62 207H63V210L64 208L66 207L65 205V200L64 198H66V201L68 200V194L66 193ZM188 190V191H187ZM196 190V191H195ZM244 190V191H243ZM11 191V192H10ZM195 191V192H194ZM18 192V193H17ZM26 192V191H25ZM51 193L53 192V190L50 191ZM145 192V193H146ZM179 192V193H178ZM198 192V193H197ZM11 193V194H10ZM27 193V192H26ZM25 193V195H26ZM29 193V194H28ZM27 195H26V199H25V202L27 204L30 203V192H28ZM49 193V196H51ZM66 193V194H65ZM144 193V194H145ZM208 193V194H207ZM17 194V195H16ZM174 194V195H173ZM3 195V196H2ZM11 195L12 198H11ZM15 195H16V198H15ZM61 195V194H60ZM61 195V196H63ZM173 195V199L171 198ZM187 195V196H186ZM193 195V196H192ZM246 195V196H245ZM249 195V196H248ZM19 196V197H17ZM183 196V198H182ZM4 197V198H3ZM181 197V199H180ZM185 197V198H184ZM196 198V201L194 202L195 198ZM209 199H208V198ZM211 197V198H210ZM18 198L20 200H18ZM29 198V199H28ZM147 198V200H146ZM149 198V199H148ZM192 198V199H191ZM219 198V199H218ZM224 198V200H223ZM15 199V200H14ZM23 199V198H22ZM153 199V201H152ZM180 199V200H179ZM185 202H184V200ZM198 199V200H197ZM256 199V200H254ZM13 200V201H12ZM182 201V202H179V201ZM12 201V202H11ZM19 201V202H18ZM150 201V202H149ZM175 201L176 204H175ZM189 201V202H188ZM193 201V202H192ZM223 201V202H222ZM9 202H11V204H9ZM18 202V204H17ZM155 202V204H153ZM198 202V204H193V203H196ZM214 202V203H213ZM144 203V202H143ZM183 203V204H182ZM186 203V204H184ZM188 203V204H187ZM191 203V204H190ZM227 203V204H226ZM175 204V205H173ZM193 204V206H192ZM12 207H11V206ZM20 206V207H16V206ZM60 205V206H61ZM65 207H64V206ZM156 205V206H155ZM173 205V206H172ZM178 205H180L181 207H179ZM185 205V207H184ZM212 205V206H211ZM51 206H52V203H51ZM177 208H176V207ZM198 206V207H196ZM220 206V207H219ZM228 206V207H227ZM62 207L60 209H62ZM183 207V208H182ZM17 208V209H16ZM20 208V209H19ZM173 208V209H172ZM181 208V209H180ZM192 208V209H191ZM220 208V209H219ZM7 209V210H6ZM22 209L23 211V214H25L24 218L23 219V216L22 215H18L22 212H20V210ZM180 209V211H179ZM186 209V210H184ZM199 209V210H198ZM202 212H201V210ZM6 210V211H5ZM20 212L17 214V211ZM198 212H197V211ZM16 211V212H15ZM61 211V210H60ZM172 211V212H171ZM178 211L181 213H178ZM195 211V212H194ZM204 211V212H203ZM41 212V213H40ZM63 212V211H62ZM177 212V213H176ZM189 212V213H188ZM212 212V213H211ZM218 212V213H217ZM245 212V213H244ZM250 212V213H249ZM7 213V214H6ZM154 213V214H153ZM157 213V212H156ZM187 213V215H186ZM209 215H208V214ZM225 213V214H224ZM39 214V215H38ZM64 214V213H63ZM154 216H153V215ZM190 214V215H189ZM193 214V215H192ZM200 214V215H199ZM214 214V215H213ZM218 214V215H217ZM245 214V215H244ZM18 216H22V221H26L25 223L24 222H19L17 220V218H21V217H17ZM85 216H87L86 214H84ZM119 216V214H117ZM170 217H169V216ZM174 215V217H173ZM208 217V218H205V216ZM216 215V216H215ZM34 216V217H33ZM172 216V217H171ZM196 216V217H195ZM199 216V217H198ZM201 216V217H200ZM245 216V217H244ZM17 217V218H16ZM84 217V216H83ZM152 217V218H151ZM185 217V218H184ZM198 217V218H197ZM211 217V218H210ZM217 219H216V218ZM12 218V219H11ZM15 218V219H14ZM169 218V219H168ZM177 218V219H176ZM203 218V219H202ZM214 218V219H213ZM255 218V219H254ZM10 219V220H9ZM34 219V220H33ZM87 221V223H91L90 221V218L89 216L85 218ZM159 219V218H158ZM207 219V220H206ZM208 219H212V220H208ZM21 220V219H20ZM172 220V222H171ZM177 220V221H176ZM196 220V221H195ZM255 220V221H254ZM13 221V222H11ZM15 221V222H14ZM90 221V222H89ZM210 221V222H209ZM217 221V222H216ZM223 221V223H222ZM15 225V226H10V224ZM176 222V224H175ZM208 222V223H206ZM16 223V224H14ZM19 223V226L17 225ZM160 223V225H159ZM196 223V225L194 224ZM200 223V224H199ZM206 223V224H205ZM253 223V224H252ZM23 224V226H22ZM214 224V225H213ZM215 224L217 226H215ZM25 225V226H24ZM30 225L29 228H27L28 226ZM178 225V227H177ZM184 225V226H183ZM213 225V229H212V226ZM18 227H21L20 229V232L18 233H14L13 231L16 230V228ZM6 228H9V229H5ZM12 227V228H11ZM104 227V226H102ZM157 227H160L159 229ZM175 227V228H174ZM177 227V228H176ZM206 227V228H205ZM207 227L208 230H207ZM259 227V228H258ZM4 228V229H3ZM11 228V229H10ZM36 228H39V227H36ZM35 228V229H36ZM3 229V230H2ZM34 229V230H35ZM155 229V231H154ZM165 229V230H163ZM204 229V230H203ZM216 229H217V232H216ZM5 230V231H4ZM172 230V231H171ZM260 230V231H259ZM11 231V232H10ZM38 231V232H36ZM35 232L36 233H39V229H37ZM158 234H157V232ZM163 233H162V232ZM205 233H204V232ZM215 231L213 234H211V232ZM243 233H242V232ZM156 232V233H155ZM161 232V233H160ZM172 232V233H171ZM239 232V233H238ZM13 234L12 236L10 234ZM152 233V234H151ZM153 233H155L153 235ZM166 233V234H164ZM175 233V235H174ZM177 233V234H176ZM189 233V234H188ZM197 235H196V234ZM204 233V234H203ZM208 233V234H207ZM219 233V234H217ZM22 234V235H21ZM25 234V235H23ZM157 234V235H156ZM169 234V235H168ZM217 237H215V235ZM244 234V235H243ZM39 235V237L37 238V236ZM151 235V236H150ZM165 235V236H164ZM172 235V236H171ZM179 235V236H178ZM183 235V236H182ZM14 236V237H13ZM19 236V237H18ZM23 236V238H22ZM107 236V235H106ZM154 236V237H153ZM190 236V237H188ZM214 236V237H213ZM220 236V237H219ZM247 238H246V237ZM26 237V238H25ZM154 240H153V238ZM167 237L169 239H167ZM180 237V238H179ZM183 237V238H182ZM203 237V238H202ZM240 237V238H238ZM22 238V239H21ZM36 238V240H35ZM108 238V237H107ZM159 238V239H158ZM162 238H165L166 240L163 241ZM171 238V239H170ZM173 238V239H172ZM187 238V239H186ZM195 238V239H193ZM202 238V239H201ZM221 238V239H220ZM234 238V239H233ZM5 239V240H4ZM16 241H15V240ZM21 239V240H20ZM151 239V240H150ZM157 239V240H156ZM185 241H184V240ZM199 241H197V240ZM233 239V240H232ZM24 240V241H23ZM104 239H101V243L103 244ZM116 241V238L114 239ZM192 240V241H191ZM203 240V241H202ZM225 240V241H224ZM12 241V242H11ZM20 241V242H19ZM33 241V242H32ZM109 241V240H108ZM118 241V239H117ZM115 243V245H117L115 247V256L118 255L119 257H115L116 260H118L120 257H122L121 255V252L122 250L119 251V249L121 248L120 246V243ZM157 241V242H156ZM167 241V242H166ZM214 241V243H213ZM65 244L67 243L66 241H64ZM119 242V241H118ZM158 242H160V245L158 244ZM180 242V243H179ZM198 242V244H197ZM3 243V244H1ZM13 243V244H12ZM27 243L28 247L25 246ZM32 243V244H30ZM33 243H35V245H33ZM37 243V244H36ZM101 243H98L100 245H102ZM157 243V245L155 244ZM187 243V241H186ZM191 243V244H192ZM219 243V244H218ZM176 244V245H175ZM194 244V245H195ZM201 244V245H200ZM6 245V246H5ZM31 245V246H30ZM227 245V246H226ZM242 245V246H241ZM2 246V248H1ZM20 247V250H15V248H18ZM64 244L63 246H57L54 250V255H52L51 257V261L48 262V259L46 257V255L44 256H41L40 261L44 264H75V262H73L71 260V257L68 259H66V255L68 257V254L65 253L64 251ZM159 250L158 249V247ZM176 246V247H174ZM200 246V247H199ZM15 247V248H14ZM25 247V248H24ZM31 247H32V251L31 250ZM60 247V248H59ZM62 247V249H61ZM102 247V246H101ZM120 247V248H119ZM212 247V249H211ZM219 247V248H218ZM260 247V248H259ZM30 248V249H29ZM36 248V249H35ZM119 248V249H118ZM207 250H206V249ZM237 248H239V250H237ZM148 249V248H146ZM154 249V251H153ZM156 249V250H155ZM235 249V250H234ZM31 250V251H30ZM59 250V251H57ZM61 250H63L62 252H64V254L66 255H63V253L61 254ZM229 250V251H228ZM258 250V251H257ZM26 251L27 254H28V251L29 254L26 255ZM56 251V253H55ZM150 249H148L147 253H149ZM161 251V252H159ZM211 251V252H210ZM241 251V252H240ZM253 251V253H252ZM19 252H22L21 254ZM59 252V253H58ZM213 252V253H212ZM217 254H216V253ZM229 252V253H228ZM243 252V253H242ZM247 252V254H245ZM219 253V254H218ZM225 253V254H224ZM227 253H228V256H227ZM252 253V254H251ZM258 253V254H257ZM20 254V255H19ZM153 254H147L149 257H153ZM156 254V253H155ZM169 254V256H168ZM172 254V255H171ZM209 254V256H208ZM240 254V255H239ZM242 254V255H241ZM11 255V256H10ZM57 255V256H56ZM126 255V253H125ZM123 255V257H126V258H123L122 257V261H123V264L129 262V264H131L129 258L127 256ZM214 255V256H213ZM219 255V256H218ZM235 255V256H234ZM250 255V256H249ZM259 255V256H258ZM34 256V257H32ZM48 256V255H47ZM239 256V257H238ZM45 257L47 258L46 261H45ZM56 257V258H55ZM215 257V258H214ZM220 257V258H219ZM242 257V258H241ZM245 257V258H244ZM6 258V259H7ZM32 258V259H31ZM44 260H43V259ZM128 258V260H126ZM224 258V259H223ZM258 258V259H257ZM12 261H11V260ZM14 259V260H15ZM26 259V260H25ZM55 259V260H54ZM66 259V261H65ZM159 259V260H158ZM165 259V260H164ZM172 259V260H171ZM207 259V260H206ZM239 259V260H238ZM243 259V260H242ZM19 260V261H18ZM126 260V261H125ZM11 261V262H10ZM29 262V263H26V262ZM40 261L38 260L39 264H40ZM53 261V262H52ZM64 261L66 263H64ZM167 261V262H166ZM217 261V262H216ZM220 261V262H219ZM18 262V263H17ZM37 262V264H38ZM73 262V263H72ZM238 262V263H237ZM42 263V264H43ZM14 264V263H13Z\"/></svg>",
    "mask_w": 264,
    "mask_h": 264
},
{
    "label": "crops",
    "instance_id": "crops-1",
    "mask_svg": "<svg viewBox=\"0 0 264 264\" xmlns=\"http://www.w3.org/2000/svg\"><path fill=\"white\" fill-rule=\"evenodd\" d=\"M21 0H0V25L1 29L2 26L5 27L8 23H5L2 25L3 20L7 19V16L9 15V11L13 10L14 7L17 5V2H20ZM5 22V21H4Z\"/></svg>",
    "mask_w": 264,
    "mask_h": 264
}]
</instances>
